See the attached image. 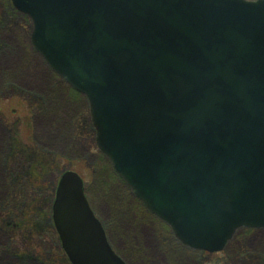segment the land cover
Wrapping results in <instances>:
<instances>
[{
  "label": "water",
  "instance_id": "water-1",
  "mask_svg": "<svg viewBox=\"0 0 264 264\" xmlns=\"http://www.w3.org/2000/svg\"><path fill=\"white\" fill-rule=\"evenodd\" d=\"M85 96L100 152L184 246L264 229V0H12ZM54 223L73 264H125L74 172Z\"/></svg>",
  "mask_w": 264,
  "mask_h": 264
},
{
  "label": "rangeland",
  "instance_id": "rangeland-1",
  "mask_svg": "<svg viewBox=\"0 0 264 264\" xmlns=\"http://www.w3.org/2000/svg\"><path fill=\"white\" fill-rule=\"evenodd\" d=\"M12 8L0 0V264H73L53 222L67 172L83 180L125 264H264V232L239 230L221 253L196 251L149 212L100 152L86 97L49 69L29 42L32 22Z\"/></svg>",
  "mask_w": 264,
  "mask_h": 264
},
{
  "label": "flooded vegetation",
  "instance_id": "flooded-vegetation-1",
  "mask_svg": "<svg viewBox=\"0 0 264 264\" xmlns=\"http://www.w3.org/2000/svg\"><path fill=\"white\" fill-rule=\"evenodd\" d=\"M27 20H28V18H26ZM29 42H30V44L32 43L31 42V38H29ZM25 224H23V225H19V226H24ZM33 226V225H32ZM29 228H31L30 227V225H27L26 226V228L25 229H29ZM15 229H16V227H15ZM20 229H21V227H20ZM32 229V228H31ZM252 231H254V232H257V231H261V232H264V229L263 230H252ZM18 234V236H20V232L19 233H17ZM17 234H15V235H17ZM21 234H22V232H21ZM61 241V240H60ZM61 244H62V242H61ZM62 247H63V245H62ZM205 255V254H204ZM15 258H18V257H15ZM36 260L38 261V262H40V263H42V260H40V259H37L36 258ZM58 262V264H59V261H57ZM50 264H52V263H50Z\"/></svg>",
  "mask_w": 264,
  "mask_h": 264
},
{
  "label": "bare ground",
  "instance_id": "bare-ground-1",
  "mask_svg": "<svg viewBox=\"0 0 264 264\" xmlns=\"http://www.w3.org/2000/svg\"><path fill=\"white\" fill-rule=\"evenodd\" d=\"M11 2H12V1H11ZM12 3H13V2H12ZM12 9H13V13H14V14H17V16H19V18H24V19H26V17H25L24 15H22V14L18 13L17 11H15L14 8H12ZM15 18H16V16H15ZM33 29H34V27H33ZM33 29H32V31H31V33H30V35H29V38H31V42H32ZM92 125H93V123H92ZM93 127H94V126H93ZM94 130H95V128H94ZM95 132H96V130H95Z\"/></svg>",
  "mask_w": 264,
  "mask_h": 264
}]
</instances>
